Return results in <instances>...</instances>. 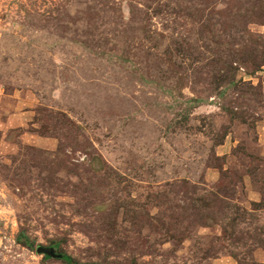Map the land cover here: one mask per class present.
Here are the masks:
<instances>
[{
	"label": "rangeland",
	"instance_id": "1",
	"mask_svg": "<svg viewBox=\"0 0 264 264\" xmlns=\"http://www.w3.org/2000/svg\"><path fill=\"white\" fill-rule=\"evenodd\" d=\"M0 264H264V0H0Z\"/></svg>",
	"mask_w": 264,
	"mask_h": 264
},
{
	"label": "trees",
	"instance_id": "2",
	"mask_svg": "<svg viewBox=\"0 0 264 264\" xmlns=\"http://www.w3.org/2000/svg\"><path fill=\"white\" fill-rule=\"evenodd\" d=\"M190 100H192V101H199L197 98H189ZM188 99V100H189ZM22 237H23V240H21L22 239ZM17 240L18 241H21L23 244H25V245H27L29 248H31L32 247V244L29 242V239H28V237L26 236V234L23 232V231H21V232H19L18 234H17Z\"/></svg>",
	"mask_w": 264,
	"mask_h": 264
},
{
	"label": "water",
	"instance_id": "3",
	"mask_svg": "<svg viewBox=\"0 0 264 264\" xmlns=\"http://www.w3.org/2000/svg\"><path fill=\"white\" fill-rule=\"evenodd\" d=\"M36 251L37 252H43L44 254H52L51 248L46 247V246H38L36 248Z\"/></svg>",
	"mask_w": 264,
	"mask_h": 264
}]
</instances>
